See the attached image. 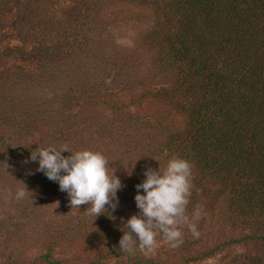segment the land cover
<instances>
[{"label":"trees","instance_id":"16d2710c","mask_svg":"<svg viewBox=\"0 0 264 264\" xmlns=\"http://www.w3.org/2000/svg\"><path fill=\"white\" fill-rule=\"evenodd\" d=\"M82 2L85 15L71 34L77 39L55 41L58 29L44 34L40 46L33 48L40 56L39 75L7 71L0 88V101L12 109L7 129L18 126V140L40 132L34 148L11 151L30 155L48 145L89 149L84 136H90L116 146L113 158L119 157L116 170L123 175L127 160L133 161L125 191H117L116 209L105 205L106 212L95 218L81 204L82 217L58 224L62 231L68 222L65 239L81 242L87 256L98 254L90 264L110 258L130 264H189L213 256L230 242L208 238L214 236L215 220L252 231L238 241L253 238L264 252V0H116L149 12L138 17L147 26L140 29L135 47L119 46L114 53L108 29H89L100 14V0ZM100 33L108 34L104 56L91 64L89 46ZM66 43L70 46L65 49ZM62 87L68 91L63 93ZM74 99L83 109L62 122H70L59 131L66 130V136L53 143L46 133L50 115L71 111ZM102 105L111 113L95 115ZM26 110L32 111L30 116ZM172 156L191 164L185 215L199 235L194 237L181 223L182 242L164 249L168 260L139 248L120 251L118 241L127 231L124 221L138 210L135 185L144 179L146 168L163 169ZM54 248L50 245L43 258L61 264ZM254 264H264V259Z\"/></svg>","mask_w":264,"mask_h":264},{"label":"rangeland","instance_id":"374dc122","mask_svg":"<svg viewBox=\"0 0 264 264\" xmlns=\"http://www.w3.org/2000/svg\"><path fill=\"white\" fill-rule=\"evenodd\" d=\"M84 5L82 0H0V88L7 71L28 70L39 75L40 56L33 48L40 46L42 38L46 36H43L44 34L50 35L58 29L54 32L55 41H63L69 36L70 42L73 43L77 37L71 34L74 29H78L85 15ZM99 6L97 21L91 24L93 28L89 29H108L110 43L114 45L112 53L119 50V46L127 49L135 47L140 29L147 26L138 17H144L149 11L133 4L118 3L116 0H100ZM106 35L108 36L107 33H100L94 36L93 43L89 46V53L94 58L90 59L91 64L98 62L95 58H103V40ZM69 46V43L64 45L65 49ZM19 50L27 54L21 56ZM59 83L62 84L60 78ZM61 89L63 93L68 91L67 88ZM77 101L74 99L73 105L70 103L71 111L64 109L50 115L52 118L46 127V133L52 137L51 140H55L53 143L66 136V130L59 131L65 127L67 129L70 122L65 125L62 122L80 115L83 108L78 106ZM103 106L105 105L100 106L94 114L101 116L111 113L108 111L110 109L105 108L107 106ZM26 111L29 113L26 112V115L30 116L32 111ZM11 112L8 102L0 101V134L6 135L4 139L0 137V264H49L43 256L50 245L55 247L53 256L59 259L61 264H90L93 256L98 254L87 256L81 242L72 244L65 239L66 232L63 229L68 222L62 231L57 228L58 224L65 220L71 219L69 224L77 221L82 207L79 205L72 208L65 197L66 192L57 191L53 181H49L43 172L37 171V162L30 160L29 154L10 150L19 146L34 148L33 143L40 135L38 130H34L27 137L18 140V126L9 130L6 127L9 126L6 122L7 114ZM84 137L87 140V148L101 152L109 163L113 162L109 171H114L119 177L123 185L121 190L125 191V185L131 176L128 166L132 165L133 161L127 160L123 175L121 171L116 170L119 169V157L113 158L116 146L112 142L107 139L102 141L97 137ZM21 188H26L28 192L24 198L16 199L15 193ZM84 207L87 208L88 205ZM251 233L252 231H242V228L236 230L214 220V236L208 238H214L211 240L214 243L220 240L230 242L213 256L189 264H254L263 260L264 252L259 241L253 238L238 241L240 237ZM156 241L151 253L156 254V259L168 260L165 250L171 248L169 242L159 234ZM101 264L130 263L119 258H110L103 260Z\"/></svg>","mask_w":264,"mask_h":264},{"label":"clouds","instance_id":"9594fccd","mask_svg":"<svg viewBox=\"0 0 264 264\" xmlns=\"http://www.w3.org/2000/svg\"><path fill=\"white\" fill-rule=\"evenodd\" d=\"M65 151L70 155H62ZM29 159L37 162V171L66 192L72 208L87 204L85 211L95 218L106 212L105 205L113 211L116 209V194L123 185L114 171L109 173V161L101 152L70 151L66 146L48 145L36 148ZM191 175L190 162L179 156L169 158L163 169L159 165L158 169L148 167L143 171L144 179L135 185L134 201L139 211L124 221L127 231H122L118 241L120 251L130 253L135 248L151 251L157 234L176 247L182 242L181 223L187 224L194 237L199 235L195 223L185 215ZM26 192V188L18 189L15 198H24Z\"/></svg>","mask_w":264,"mask_h":264}]
</instances>
